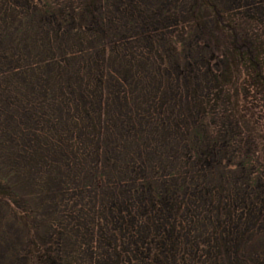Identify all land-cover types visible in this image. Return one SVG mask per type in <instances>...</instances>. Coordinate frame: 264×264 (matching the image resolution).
Masks as SVG:
<instances>
[{
	"label": "trees",
	"instance_id": "obj_1",
	"mask_svg": "<svg viewBox=\"0 0 264 264\" xmlns=\"http://www.w3.org/2000/svg\"><path fill=\"white\" fill-rule=\"evenodd\" d=\"M0 251L264 264V0H0Z\"/></svg>",
	"mask_w": 264,
	"mask_h": 264
},
{
	"label": "rangeland",
	"instance_id": "obj_2",
	"mask_svg": "<svg viewBox=\"0 0 264 264\" xmlns=\"http://www.w3.org/2000/svg\"><path fill=\"white\" fill-rule=\"evenodd\" d=\"M222 1H225V4H226L228 0H222ZM39 210H40V212H41L42 209H39ZM39 210H38V211H39ZM43 211H46L45 208L43 209ZM46 213H47V212H45V215H46ZM4 260H5V259L2 257V255H1V251H0V263H1V262H4ZM9 263H10V262H8L7 264H9Z\"/></svg>",
	"mask_w": 264,
	"mask_h": 264
}]
</instances>
